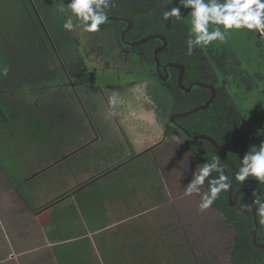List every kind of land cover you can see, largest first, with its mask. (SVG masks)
<instances>
[{
  "label": "crops",
  "instance_id": "1",
  "mask_svg": "<svg viewBox=\"0 0 264 264\" xmlns=\"http://www.w3.org/2000/svg\"><path fill=\"white\" fill-rule=\"evenodd\" d=\"M27 83H18L15 93L3 89L0 96L5 106L0 129L6 127L16 144L7 157L16 159L14 166L0 165V264H136L135 228L150 220L140 204L145 189L137 186L132 168L153 155L164 200L170 188L184 190L181 171L166 173L161 142L134 139L119 123L120 131L115 125L85 148L82 103L71 108L58 91L41 94L40 85ZM64 110L71 112L68 118ZM175 202L177 209L184 207V201ZM94 221L97 227L90 230Z\"/></svg>",
  "mask_w": 264,
  "mask_h": 264
},
{
  "label": "flooded vegetation",
  "instance_id": "2",
  "mask_svg": "<svg viewBox=\"0 0 264 264\" xmlns=\"http://www.w3.org/2000/svg\"><path fill=\"white\" fill-rule=\"evenodd\" d=\"M50 1L52 0H49L48 3ZM53 1L57 4L58 9L61 3L67 8L68 3L71 2V0ZM156 1L113 0V6L109 10L107 22L100 26L99 31L94 33L97 38L95 41L100 42V44H91L94 42L89 40L87 45L90 44V49L84 52L82 49L85 47L81 38H77L76 35L73 37L69 34L70 31L63 29V22L67 19L64 13L60 11L56 13L53 10L51 11L50 8H46L47 11L40 13L39 7L35 5L39 25L34 27L38 32L39 28H42L46 38V42L43 43L45 45L49 43L51 51H53V55H50L49 70L47 72L51 76L48 80L37 83L40 85V92L56 90L59 93H63L70 107L75 102L82 103L81 106L87 111H85L86 116H84V120L86 122L85 130L89 138V142L85 148H90L95 145L97 136L102 135L105 137V134L110 132L115 125H117L116 129L120 131L118 125L120 122L115 119L112 105L103 92L106 85L104 87L96 86V74L112 79L119 76H138L139 78L149 80L147 82L150 85L157 84L168 92L166 98L167 105L169 106L166 114L168 120V125H166L167 135L161 141L160 151L158 152L164 156L162 163L165 172L168 173L173 168L178 172L181 171L182 175L185 172V183L188 182L190 180L189 173H194L197 165H201L200 159L192 152V149L204 148L209 143L211 148L215 149L209 155H214L213 157L221 161L227 174L234 175V172H229L224 165L232 168L236 163L240 164V159L243 158L250 146L253 144L258 145L260 138L264 137V130H261L263 127H260L259 123L256 124V122L252 121L251 125L247 121L246 114L249 115L251 108L244 102L243 94L240 92V88L245 86V92L247 93L245 95L251 98V100H257L262 104V97L264 96H262V89L260 87L264 86L263 45L258 44L259 51L253 55L254 62L250 63L248 68L245 66V68H241L239 64L236 65L239 62H234L231 58L227 59L223 56V47L220 43L203 48L198 47L191 54L187 48L184 51L186 52V56H184L183 50L180 47L176 50L171 47L170 41L163 34L151 33L153 31L151 27L152 22L148 16H150L152 12L151 8L152 6L154 7L153 4ZM30 3L35 4V1L30 0ZM130 13H138L146 17L147 21L144 22V26L137 27L134 18L126 17ZM68 15H71V13L69 12ZM72 19L74 24H76L77 19L74 16ZM190 20L191 18L187 17L189 25ZM184 29L188 30L189 26L185 25ZM56 33L57 35L62 33L64 38H58L57 42H55L53 38ZM145 33H147V36H144ZM79 34H82L86 39V36L92 33L81 30ZM100 36L103 38H99ZM150 37H163L166 39L167 44L165 45L161 39L154 38L147 40ZM105 50L106 54H104ZM179 66H183L184 71ZM193 70L197 72V78L193 77ZM224 73L230 74V76L228 77ZM40 74L35 72L34 77L39 79ZM23 75L25 74H20L19 84L22 82V85H29L26 81L24 82ZM142 81L139 80L138 84H148L144 83L146 81ZM33 82L32 79L30 84ZM114 87L118 88V86ZM42 92L41 94H44ZM249 94H251V97ZM72 98L76 101L72 100ZM31 99H33V96L29 94L27 102L31 103V101H34ZM103 99L108 103V113L100 115L98 112L96 113V107L98 104H102ZM236 99H239L241 102L240 107ZM148 100V104H151L154 98H148ZM88 102H90V106ZM52 105L53 108H58V104L55 106V102ZM128 105L129 103L125 104L127 110ZM143 105H140L142 110ZM211 108L214 109L218 120L220 119L221 127L223 126V130L218 131L219 136L217 138L210 136L207 134L209 130L204 127L202 128L201 119L203 116L200 114L205 113ZM55 109L51 110L54 111ZM242 109L248 110V112ZM196 110L198 111L195 112ZM64 112L66 118H68L71 112L67 110H64ZM89 116L92 117L97 127H93L91 131L87 129ZM212 128H214L212 129L214 133L220 129L216 126ZM97 129H99V133ZM206 138H211L217 144H219L218 141L227 143L225 147L221 144L219 145L222 149L221 152ZM224 151L227 156L222 154ZM137 156L139 157V155ZM177 162H179V165L176 167L174 164ZM180 164L185 166L183 167ZM184 176L178 181L180 184ZM244 184H247V182ZM243 186V184H241L240 188L232 186V201H230L231 192L230 190L228 191L229 205L239 213L240 216L237 217H242V219L247 221V224L250 226V232L253 235L254 246L258 251L262 252L263 255H261L264 258V229L261 227L262 224L259 223L256 208L253 206L249 211L247 207H241L242 204L245 206L252 205L255 196L251 188ZM207 191L208 186L205 181L201 194ZM210 209L213 210L212 221L210 223L223 229L219 235L220 237L214 238V240L223 245L224 242L221 240L224 239L221 236L229 235L233 238L232 235H234L233 247L228 253L226 252L230 257V264H233L231 262V255L238 238V230L224 214L212 206ZM215 214L216 217L219 216L217 218L218 221L215 218ZM254 238H256V242ZM215 241H213V244ZM223 256L222 251L221 257ZM214 264L217 263L214 262Z\"/></svg>",
  "mask_w": 264,
  "mask_h": 264
},
{
  "label": "trees",
  "instance_id": "3",
  "mask_svg": "<svg viewBox=\"0 0 264 264\" xmlns=\"http://www.w3.org/2000/svg\"><path fill=\"white\" fill-rule=\"evenodd\" d=\"M34 1L35 4H31L30 0H0L1 3H4L5 5L7 3L8 6V8H6L5 5H1V15L8 19L10 18L11 20H9L10 23L7 24V28L3 31V34L7 35L10 40L7 41L2 39V46L0 47V68L5 67L3 65H7L6 67L9 69L7 76L0 75V93L3 89H8L12 92H14V90L17 91L20 74L27 75H23L24 82H28L31 79H33L34 82H42L48 80L51 76V74L49 75L47 72L49 70L48 64L49 59L51 58L50 55H53V51H51L49 43L46 45L43 43L46 42V38L42 28L40 27L38 32L34 27L39 25V20H37L35 12V5L39 7L40 13L47 11L46 8H50L51 11L53 10L58 13V8L56 6L57 4L53 0L50 1V3H48L49 0ZM153 5L154 7L152 6L151 8L152 12L150 16L147 15L152 22L151 27L153 28V31H151V33L163 34L167 40L170 41L171 47L175 50L180 47L181 50H183V55L186 56V52L184 51L188 48L187 39L189 29L186 30L184 27L185 25L190 26L188 24L189 22L187 21V17L191 18L190 13H188L191 9L181 8L183 19L180 21H176L174 17L165 21L163 19V12L174 6H178L179 0H157ZM126 17H130L132 19L134 18L137 27H143L144 22L147 21L146 17H143L138 13H130V15H126ZM1 33L2 31L0 34ZM229 35H231L232 38L238 36L240 49L243 52V56L246 57L255 55V53L259 51L258 44H262L257 37L249 34L247 31H233ZM144 36H147V33H145ZM58 38H64V35H62V33L57 35L56 33L53 39L57 42ZM5 41L8 43L12 42L13 45H7V42L5 43ZM262 45L264 49V44ZM38 68L40 70H38ZM35 70L41 72L39 79H36L33 75L34 72H36ZM27 72L29 73L27 74ZM192 75L195 78L198 77L195 70L192 71ZM225 75H228V77L230 76V74ZM215 114L214 109L211 108L200 115L203 116L201 119L202 128H206L209 130L207 134L217 138V136H219L218 131L223 130V126L221 127L220 119L218 120ZM224 119L225 118L223 116V120ZM213 126L220 129L214 133L212 130L214 129L212 128ZM218 143L219 145L221 144L225 147L227 142L218 141ZM212 151H215V149H212L209 143H207L204 148L192 149V152L200 159L201 165L205 162H212L213 158H215L213 157V154V156L209 155ZM210 158L211 160H209ZM224 166L229 170V172H235L240 164L236 163V165L232 168L228 165ZM216 175H218V173H213V176ZM136 176L138 175L136 174ZM138 179V182L141 184V189H145V193L148 195V188L151 187L152 182H150L147 177L139 176ZM206 182L208 186V181L206 180ZM246 182L247 184H244ZM232 184L235 188L241 187V183L235 181L234 175L232 178ZM243 185V187L251 188L257 195L264 199V184H260L255 181L254 178L250 177L248 180L243 182ZM157 187L160 190L159 193H162V189L159 184ZM152 195H148V197L150 196L151 199L156 201H159L160 198H162V195L157 197ZM228 200V191L222 192L220 197L212 204V207L224 214L238 230V238L231 255V262L233 264H264L262 252L258 251V249L254 246L250 226L247 224L245 219L237 217L240 216L239 213L230 207ZM168 201L169 199L164 201L160 200L159 203L160 205L166 204ZM169 206L170 205L167 206L166 214H164V216L173 220V218H176L175 213H178V209L175 205L172 207ZM158 217L162 218L163 216H154V218ZM178 219L179 218L175 220L177 221ZM175 220L172 224L176 231H163L164 225H162V228L158 229L148 227L146 221H141L138 227L135 228V243L137 247L136 264H191L190 258L193 255L191 249L195 251V245L190 239L187 240L183 234V230L180 229L179 226L175 227L178 225ZM261 227L264 229V225Z\"/></svg>",
  "mask_w": 264,
  "mask_h": 264
},
{
  "label": "rangeland",
  "instance_id": "4",
  "mask_svg": "<svg viewBox=\"0 0 264 264\" xmlns=\"http://www.w3.org/2000/svg\"><path fill=\"white\" fill-rule=\"evenodd\" d=\"M1 5H5L4 3L0 2V8ZM6 8L7 3H6ZM10 18H5L1 15L0 13V47L2 46V39H5L7 41L10 40V38L7 35L3 34V31L5 28H7V24L10 23ZM12 24V22H11ZM77 25L73 31H70L69 34H71L73 37L75 35L77 38H81L83 41L84 47L82 50L83 52L85 50L90 49V44H88L89 40H92L94 43L91 44H96L100 42H96L97 40L96 35L94 33L90 34L89 36H86V39L83 37V35L79 34V31L82 30V26L79 24V21H76ZM96 33V32H95ZM99 38H103L100 36ZM5 41V43L7 42ZM102 41V40H100ZM219 44V42H214L213 44ZM82 44V45H83ZM221 46L223 47V56H225L227 59H232L234 62H239L236 65L239 64L241 68L249 67L250 63L254 62V56H243V52L240 49V43H239V38L238 36H235L232 38L231 35L228 36V39L225 43H220ZM7 45H13L12 42H7ZM105 45V44H102ZM106 49V48H105ZM103 50V49H102ZM218 54L220 55L219 51L217 50ZM4 54V53H3ZM106 54V50L105 53ZM58 65H60L57 62ZM7 66V65H3ZM245 66V67H244ZM38 70H40L38 68ZM36 71V70H35ZM43 72V70H42ZM29 72H27L28 74ZM35 73V72H34ZM36 73L40 74L39 71H36ZM34 75V74H33ZM27 76V75H25ZM97 77V82L95 83L97 87H105L103 89L104 95L109 99L112 97L116 98V103L115 105H112L113 109V114L115 116V119L119 121L120 128L127 133V131L130 132V136L134 139H145L147 137L150 138V142L152 143L151 145H155L157 143H160L163 139L166 138L167 135V130H166V125H168V120H167V111L169 109V106L167 105L166 98L168 95V92L164 90L161 86L157 84L150 85L149 80L139 78L138 76H130V77H125V76H119L116 77L115 79L105 77L100 74H96ZM139 80L146 81L144 83H148L147 85H142L138 84ZM32 81L29 80V82ZM142 81V82H143ZM40 81L35 83H39ZM137 82V83H136ZM110 84V85H108ZM118 86L114 87V86ZM117 88V89H116ZM262 89V96H264V86L260 87ZM233 90V88H232ZM235 91V89H234ZM245 86L240 88V92L243 94L244 97V102L247 103V105L251 108V112L246 114L247 116V121L252 125V121L256 122V124L259 123L260 127H263L264 130V97H262V104L259 103L257 100H251V98L247 97L245 94L246 92ZM150 94V95H149ZM63 95V93H59V96ZM251 97V94H249ZM0 96H2V92L0 93ZM124 97L123 102L121 103L122 98ZM126 96H128L126 98ZM148 98H154L152 100L151 104H148L149 100ZM72 100L76 101L75 99L72 98ZM236 102L238 106L240 107V101L239 99H236ZM59 103V101H56L55 106ZM89 106H90V102ZM129 103L128 105V110L125 108V104ZM143 105V110L140 107V105ZM134 107H133V106ZM88 106V107H89ZM107 106L108 103L103 99L102 104L96 108V113L100 115H104L107 112ZM55 108V107H54ZM0 109L3 110V113H5L4 109L5 106L0 102ZM243 111H247L245 109H242ZM142 111V112H140ZM91 116V115H90ZM89 116V117H90ZM1 119V115H0ZM123 122H125L129 128L123 127ZM1 123V121H0ZM254 124V123H253ZM93 127L97 128L94 121L92 120V117L89 119V123L87 125V129L91 131ZM7 130L6 127H3L0 129V147L2 144H4L0 149V165H3L6 168H11L14 166L13 162L14 160H8V153L12 151V145L15 147L16 144L12 140L11 135H7L4 133ZM97 132L99 133V129H97ZM8 137V138H7ZM9 139V140H8ZM261 141H264V137L260 138L258 145L260 144ZM3 152L5 156L3 155ZM96 153V151H93ZM161 156V155H160ZM145 163L141 162L136 165V167H133L132 170L136 171L137 176V185L139 184V176L141 177H147L148 179H152V185L151 187L148 188V195H153L152 196H161L162 193H159V189L157 185L159 184L158 180H155L157 178L156 171H155V166L154 164V156L149 155L147 157ZM186 161V158H185ZM151 162V166L149 164ZM161 163V160H158V164ZM185 164V163H184ZM176 167L179 165V162H177ZM185 175V172L183 173V176ZM190 180L192 179V175L189 173ZM185 178L186 175L183 177V180L181 181V188L184 190H177L176 187H172L169 190L168 198L169 201L166 204H161L159 201H164L163 197L160 198L159 201L153 200L147 195H140V198L142 200V203H140L142 206H144V211H148L146 214L149 218L150 221H146L148 227H154L156 229L162 228L163 226V231L166 230H171V231H176L173 227V221L177 218H179L176 222L178 225L175 227H178L183 230V234L185 237L190 239L194 245H195V251L191 249V252L193 255L191 256V264H230V257L227 254L233 247L234 243V235L233 238L229 235L221 236L222 242H224L223 245H220L219 242H216L214 238L220 237L219 235L221 234L222 227L218 226H213L210 222L212 221V216H213V210L208 208L204 211H201L199 208V204L201 202V195H192V196H185V188L186 185L190 182L185 183ZM156 184V185H153ZM151 189V191H150ZM178 198V199H175ZM177 200L184 201V207L181 206L183 205L182 202H180L181 206L178 209V213L176 214V218L173 220L168 219V217H165L164 214H166V208L168 205L171 207L175 205ZM187 203V204H186ZM169 206V207H170ZM137 209L139 208L138 205H136ZM80 210H84V207H80ZM180 210V211H179ZM150 211V212H149ZM215 213V212H214ZM163 216L162 218H154V216ZM144 216V215H143ZM219 216L215 218L218 221ZM102 219L98 215V221H101ZM160 221V222H159ZM182 221V222H181ZM68 224V222H67ZM89 229H96L97 225L94 221V224L92 225L89 223ZM213 241L215 243L213 244ZM64 250V247H63ZM226 250V251H224ZM223 251L224 256L221 257V253ZM218 252V253H217ZM227 252V253H226ZM211 261V262H210ZM210 262V263H209Z\"/></svg>",
  "mask_w": 264,
  "mask_h": 264
},
{
  "label": "clouds",
  "instance_id": "5",
  "mask_svg": "<svg viewBox=\"0 0 264 264\" xmlns=\"http://www.w3.org/2000/svg\"><path fill=\"white\" fill-rule=\"evenodd\" d=\"M112 6L113 0H71L67 8L61 3L58 11L67 16L62 25L64 30H74V16L84 32L95 33L107 22ZM181 8L191 9L187 39L190 54L198 47L203 48L214 42L225 43L233 31H247L264 44V0H179L178 6L163 12V19L168 21L174 17L176 21L182 20ZM69 12L71 15H68ZM8 71L7 67H2L0 75L7 76ZM110 103L115 105L116 98H110ZM213 173L218 175L213 176ZM232 175L226 174L221 161L213 158L212 162L197 165L184 195L201 194L202 186L207 180L208 191L201 195L199 204L200 210L204 211L212 206L222 192L232 188ZM250 177L264 184V141L250 146L234 172L235 181L241 184ZM253 195L255 199L252 205L242 204L241 207H247L250 211L254 206L259 223L264 225V199L255 191Z\"/></svg>",
  "mask_w": 264,
  "mask_h": 264
},
{
  "label": "water",
  "instance_id": "6",
  "mask_svg": "<svg viewBox=\"0 0 264 264\" xmlns=\"http://www.w3.org/2000/svg\"><path fill=\"white\" fill-rule=\"evenodd\" d=\"M161 39L164 43H165V45L167 44V41H166V39H164L163 37H150V38H148L147 40H149V39ZM179 68H182V70L184 71V68H183V66H179ZM198 110H196L195 112H197ZM206 140H208V141H211L215 146H216V148L217 149H219V150H221V152H222V149L220 148V146H219V144H217L215 141H213L211 138H206ZM222 154H224V155H226L227 156V154H226V152L224 151ZM226 173V172H225ZM227 174V173H226ZM230 192H231V196H230V201H232L233 199H232V196H233V187L230 189ZM254 240H255V242H256V238H254Z\"/></svg>",
  "mask_w": 264,
  "mask_h": 264
}]
</instances>
